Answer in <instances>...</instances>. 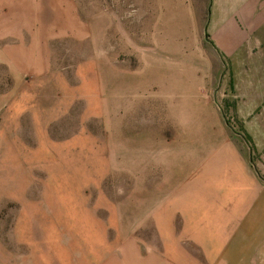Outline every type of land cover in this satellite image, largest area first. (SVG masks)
I'll use <instances>...</instances> for the list:
<instances>
[{
	"label": "rangeland",
	"instance_id": "obj_1",
	"mask_svg": "<svg viewBox=\"0 0 264 264\" xmlns=\"http://www.w3.org/2000/svg\"><path fill=\"white\" fill-rule=\"evenodd\" d=\"M40 1L42 28H26L34 17H0V51L33 46L48 66L30 68L22 52L19 67L0 63V264H46L50 244L91 209L123 221L141 165L172 189L205 125L177 116L176 72L196 62L203 73L208 17H176V0H67L79 23L58 35ZM13 5L0 0V15H21Z\"/></svg>",
	"mask_w": 264,
	"mask_h": 264
},
{
	"label": "crops",
	"instance_id": "obj_2",
	"mask_svg": "<svg viewBox=\"0 0 264 264\" xmlns=\"http://www.w3.org/2000/svg\"><path fill=\"white\" fill-rule=\"evenodd\" d=\"M37 5L14 0L22 14L0 17H34L24 18L26 28L41 27ZM39 6L49 9L43 17H51L58 35L79 23L67 0ZM176 17H208L203 73L196 62L176 72V92L184 93L177 116L205 118L193 131L202 139L190 143L183 170L176 165L172 189L164 173L151 175L140 164L129 178L140 184L126 193L130 214L121 221L113 211L107 224L91 209L76 232L50 244L46 264H264V0H176ZM20 52L30 56V68L48 67L38 66L42 50L20 44L3 48L0 63L19 67Z\"/></svg>",
	"mask_w": 264,
	"mask_h": 264
}]
</instances>
